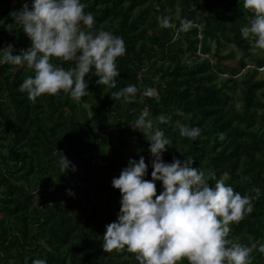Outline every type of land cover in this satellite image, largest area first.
Instances as JSON below:
<instances>
[{"label": "trees", "instance_id": "1", "mask_svg": "<svg viewBox=\"0 0 264 264\" xmlns=\"http://www.w3.org/2000/svg\"><path fill=\"white\" fill-rule=\"evenodd\" d=\"M82 2L95 16V30L125 40L115 88L97 84L93 68L86 77L89 92L79 100L63 91L32 100L20 86L33 70L0 64V264H32L37 258L47 264H140L127 248L105 251L102 244L106 225L117 220L121 208L113 178L130 158L143 155L149 165L145 179H152L150 142L131 127L145 108L171 140L166 162L192 159L210 186L223 178L242 195L255 196L260 189L253 211L232 222L228 238L253 247L250 264H264L259 251L264 243V76L259 73L264 49L241 32L252 10L244 0ZM25 3L31 7V0H0V49L12 44L18 54L31 46L10 16ZM162 15L171 16L175 27L162 28ZM182 18L193 21L191 29L181 28ZM229 46L242 54L233 67L224 63ZM52 62L76 66L63 58ZM128 84L151 88L153 94H138L133 101L112 96ZM161 114L171 121L161 123ZM176 120L198 126L201 134L182 136ZM59 151L91 170L63 173ZM98 165L105 175H94ZM156 187L159 195L162 182Z\"/></svg>", "mask_w": 264, "mask_h": 264}, {"label": "clouds", "instance_id": "2", "mask_svg": "<svg viewBox=\"0 0 264 264\" xmlns=\"http://www.w3.org/2000/svg\"><path fill=\"white\" fill-rule=\"evenodd\" d=\"M253 16L241 32L251 37L255 47L264 49V0H244ZM15 23L22 26L31 40V46L18 54L12 44L0 49V64L11 63L33 70L20 86L28 97L35 100L44 94L60 91L79 100L89 92L88 74L95 69L97 84L115 88L119 76L117 58L126 52L122 36L109 30H95V16L85 11L82 0H31L19 10L10 12ZM162 28L175 27L172 17H158ZM183 30H189L193 21L180 20ZM52 57L74 61L75 68L66 69L52 62ZM151 96L153 89H141L128 84L112 96L133 101L137 95ZM183 115L182 110H177ZM161 123L171 116L161 114ZM182 136L196 138L201 129L175 121ZM134 130L146 134L153 159L152 179H145L149 165L145 157L130 158L112 185L121 192V208L117 220L106 225L102 247L105 251L125 249L136 253L140 264H250L253 247L235 243L228 238L232 222H239L254 209L252 201L260 196L242 195L223 178L210 186L205 171L193 167L192 159L173 158L166 162L163 154L171 140L159 128L150 111L145 108L134 123ZM60 152V151H59ZM59 164L63 173L76 166L63 153ZM163 190L157 195L156 182ZM69 194L72 193L69 189ZM264 253V243L259 245ZM32 264H47L37 258Z\"/></svg>", "mask_w": 264, "mask_h": 264}, {"label": "rangeland", "instance_id": "3", "mask_svg": "<svg viewBox=\"0 0 264 264\" xmlns=\"http://www.w3.org/2000/svg\"><path fill=\"white\" fill-rule=\"evenodd\" d=\"M209 44H210V51L212 52V50L214 48V44L212 42H209ZM233 50H234L233 47L229 46L228 48H226V50L223 51L225 54H228L230 57L228 60L224 61V63L226 65H230L232 67L236 65L237 60L242 56V54L237 52V51H235V54H233ZM203 57L210 59V55H205ZM259 73L261 76H264V67L259 69ZM98 140L100 141V140H102V138H99ZM70 161H72V160H70ZM73 163L77 168L85 167V169L91 170L87 167L85 162H77V163L73 162ZM100 167H101V165H98V167H96L95 170H92V172L94 173L95 176H99L100 174L105 175L104 169L100 168Z\"/></svg>", "mask_w": 264, "mask_h": 264}]
</instances>
